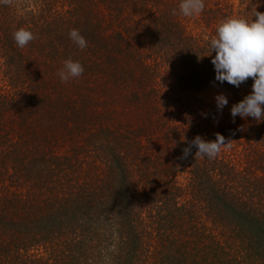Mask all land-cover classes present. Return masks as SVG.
I'll use <instances>...</instances> for the list:
<instances>
[{"label": "trees", "instance_id": "1", "mask_svg": "<svg viewBox=\"0 0 264 264\" xmlns=\"http://www.w3.org/2000/svg\"><path fill=\"white\" fill-rule=\"evenodd\" d=\"M179 3L0 5V264H264V121L230 115L253 81L217 82L206 56L264 0H204L194 18ZM66 59L84 72L61 83ZM211 84L222 111L193 97ZM216 134L231 147L181 158Z\"/></svg>", "mask_w": 264, "mask_h": 264}, {"label": "clouds", "instance_id": "2", "mask_svg": "<svg viewBox=\"0 0 264 264\" xmlns=\"http://www.w3.org/2000/svg\"><path fill=\"white\" fill-rule=\"evenodd\" d=\"M17 4L18 0H0V5L5 7H16ZM204 8V0H180L178 11L173 9L171 15L194 18L199 16ZM256 8L251 20L230 17L221 21L216 27L215 35L206 45V56L215 53L211 63L214 66L217 82H227L238 88L249 78L253 81L251 94L230 109L233 122L237 116L241 119L251 117L258 122L264 121V12H259ZM68 35L80 50L87 47V41L78 30L72 29ZM12 36L17 47L21 49L36 39L30 30L23 27L14 31ZM83 72L84 68L80 62L66 59L56 75L61 83H68L78 79ZM215 101L218 112L228 104L227 97L223 94L217 95ZM232 142L220 134H216L214 141H205L200 136H196L192 141L187 142L188 147L182 150L181 158L187 159L193 147L197 149L195 156L214 158L221 149L231 147Z\"/></svg>", "mask_w": 264, "mask_h": 264}, {"label": "rangeland", "instance_id": "3", "mask_svg": "<svg viewBox=\"0 0 264 264\" xmlns=\"http://www.w3.org/2000/svg\"><path fill=\"white\" fill-rule=\"evenodd\" d=\"M223 94L228 97L227 92L215 84H211L205 89L194 93L193 97L204 104L216 105L215 97Z\"/></svg>", "mask_w": 264, "mask_h": 264}]
</instances>
